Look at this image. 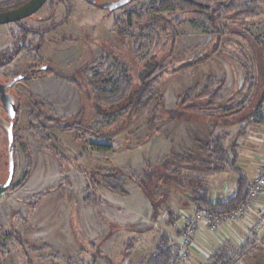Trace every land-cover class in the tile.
Returning a JSON list of instances; mask_svg holds the SVG:
<instances>
[{
	"label": "rangeland",
	"instance_id": "obj_1",
	"mask_svg": "<svg viewBox=\"0 0 264 264\" xmlns=\"http://www.w3.org/2000/svg\"><path fill=\"white\" fill-rule=\"evenodd\" d=\"M67 1L69 4L48 0L37 14L0 26V64L18 51L13 62L0 69V86L24 77L7 91L18 109L14 120L8 119L0 101V185L9 176L11 150L2 123L14 124L15 165L11 187L0 196V264H147L163 235L178 245L180 257L174 264H264V228L252 235L233 223H226L215 235L199 229L195 241L202 245L203 255L192 257L191 247L182 245V232H178L196 212L180 189L179 193L167 186L155 190L162 197L172 195L157 197L156 219L152 218L150 200L133 182L128 183L126 197L92 186L91 193L111 205L100 213L82 202L87 170L117 166L142 175L147 162L153 168L165 166L164 157L172 150L189 153L197 161L191 160L186 177L192 172L206 177L210 196L216 194V201L235 194L238 177L231 171L210 172L205 151L207 119L212 120L208 114L191 120L164 119L151 129L150 108L117 134L93 133L101 128L109 131L107 121L94 112L88 99V91L94 93V82L99 87L102 78L113 80L140 72L148 62L171 71L213 50L217 41L212 29L183 14L165 16L153 24L134 20V26L130 25L125 14L154 0H132L115 11L108 6L118 0ZM181 20L182 25L178 24ZM223 24L226 34L214 56L198 66L166 75L158 90L165 107L175 109L179 97L201 88L211 76L217 83L226 78L224 99L244 88L246 107L227 122L218 119L217 124L220 130L230 132L227 148L237 140L238 166L251 184L264 170V125L254 122L243 129L246 121L241 119L254 114L262 100L264 114V3L254 17ZM19 45H23L21 50ZM38 107L44 112L46 145L60 158L44 151L36 138L33 116ZM77 123L84 132L82 140L80 131L66 128ZM100 145L110 149L103 152ZM27 171L28 180L15 189ZM262 199L264 202V196ZM167 208L181 217L173 228L166 225ZM200 230L205 231L200 235ZM16 232L26 245L15 241ZM130 240L135 242L132 251L125 249ZM217 240L222 243L218 245Z\"/></svg>",
	"mask_w": 264,
	"mask_h": 264
},
{
	"label": "trees",
	"instance_id": "obj_2",
	"mask_svg": "<svg viewBox=\"0 0 264 264\" xmlns=\"http://www.w3.org/2000/svg\"><path fill=\"white\" fill-rule=\"evenodd\" d=\"M28 1L0 0V12L16 9ZM65 2L69 4L67 0ZM262 3H264V0H154L145 8L131 9L125 15H127L129 24L133 26L135 24L134 20L137 24H153L156 20L163 19L162 17L165 16L177 17L178 14L193 16L194 20H200L202 24L212 29L217 43L213 46L211 52L203 53L179 67H174L171 71H169V68L162 67L158 63L148 62L140 72L124 74L113 80L102 78L100 80L101 86L98 87V82H94L96 84L94 86V93H89L88 91V99L93 104L94 112L107 121L106 128L109 131H105L103 128L93 130V133L99 134V136H106V132L113 135L125 130L150 108L152 110L148 122L151 129H154L155 125L164 119L191 120L201 117L203 114H208L212 118V120L206 118L209 127V141L205 145V151L209 154V169L211 173L231 171L238 177L234 196L218 203L212 202L209 189L206 186V177L194 175V172L190 173L189 178L186 177L189 174L188 169L190 168L191 160L197 161L191 155L179 154L172 150L164 157L165 166L161 164V167L153 168L147 162L144 164L142 175L117 166L107 167L106 170H87L84 175L87 186L83 191L82 198L85 205L93 207L99 213L102 212V208L109 205V203L100 195H96L95 192L94 194L91 193L92 186L105 188L115 195L126 197L129 194L127 190L129 182L135 183L150 200L153 208V219H156L159 215L157 197L164 199L172 196L162 197L155 193V190H158L162 186H167L176 193L179 189L184 191L188 195L195 212L206 210L215 214H226L236 210L244 203L251 184L238 166L239 155L237 145L239 144L237 140H234L231 147L227 148L226 143L230 137V132L220 130L221 126L217 124L218 119H224L227 122V119L243 111L246 107L247 97H243L244 88L234 92L228 99H224L223 93L226 87V78H221L217 83L216 78L211 76L201 88L191 89L184 93L182 97H179L178 106L175 109H167L163 95L158 90V84L166 75H175L185 69L209 61L217 52L221 38L226 34V25H222V23L229 20H248L257 14L259 6ZM106 8L104 7L105 10H107ZM183 23L184 20L178 22L181 25ZM261 40L264 43V35ZM18 49H22L20 45ZM17 53L18 51L13 53L8 60L3 59L0 69L12 63L18 55ZM246 76V80H248V75ZM246 84L247 82L245 81ZM262 103L263 100L259 103L254 114L241 119V122L246 121L243 129L254 122L264 125V114L261 113ZM38 110V113L33 116V120H35L34 124L36 125V127H33V130L36 133V138L44 151L50 152L60 158L58 153L46 145L48 137H45L46 129L42 123L44 112L41 111L43 110L42 108ZM48 121L51 124L54 122L52 119H48ZM66 128L68 131H80L79 139L82 140L84 132L78 123L73 125L68 124ZM99 147L103 152H107L110 149L106 145H100ZM169 164L171 165L170 167H168ZM29 175L30 172L27 171L23 182L17 185L15 189L20 188L28 180ZM180 219L179 215L175 214L170 208H167L166 225L168 227L173 228L177 226ZM181 232L183 233L181 230L178 234ZM16 234L18 237L15 241L21 246L26 245L27 242L22 238L21 234L18 232ZM251 243L254 244L255 241ZM134 245L135 242L130 240L125 249L132 251ZM177 249L178 245L170 237L163 235L156 246L155 255L147 264H174L178 256ZM128 251H125L126 254H128ZM242 254L243 252L240 253V257ZM68 262L72 264V262Z\"/></svg>",
	"mask_w": 264,
	"mask_h": 264
},
{
	"label": "built area",
	"instance_id": "obj_3",
	"mask_svg": "<svg viewBox=\"0 0 264 264\" xmlns=\"http://www.w3.org/2000/svg\"><path fill=\"white\" fill-rule=\"evenodd\" d=\"M264 170L253 180L244 203L226 214H215L202 210L190 217L183 229L182 245H194L198 230L204 227L215 235L226 223H233L245 233L258 235L264 228ZM182 248V246H181ZM180 257V254H178Z\"/></svg>",
	"mask_w": 264,
	"mask_h": 264
},
{
	"label": "water",
	"instance_id": "obj_4",
	"mask_svg": "<svg viewBox=\"0 0 264 264\" xmlns=\"http://www.w3.org/2000/svg\"><path fill=\"white\" fill-rule=\"evenodd\" d=\"M132 0H118L111 5H109L110 11H115L124 6H127ZM48 2V0H29L24 5L5 12H0V26L15 24L21 22L35 14H37ZM23 76L16 77L7 85L0 86V101L4 110L7 112V117L10 120H14L17 114V106L12 95L8 94L7 91L16 83H19L23 80ZM6 131L8 134L10 152H9V176L4 185H0V196H2L10 187L15 171L14 165V153H13V143H14V135H13V123L11 125L6 126Z\"/></svg>",
	"mask_w": 264,
	"mask_h": 264
},
{
	"label": "crops",
	"instance_id": "obj_5",
	"mask_svg": "<svg viewBox=\"0 0 264 264\" xmlns=\"http://www.w3.org/2000/svg\"><path fill=\"white\" fill-rule=\"evenodd\" d=\"M208 134H209V127H208ZM208 141H209V139H208ZM208 143V142H207ZM187 154H189V153H187ZM207 159H208V161H209V154H207ZM235 192H236V185H235ZM234 195H232L231 197H233ZM231 197H229V198H231ZM228 198V199H229ZM210 199H211V201L212 202H214V203H218L219 201H216L217 200V195L215 194V195H212V196H210ZM227 200V199H226ZM83 202V201H82ZM109 205H110V202H109ZM111 206V205H110ZM194 212H195V210H194ZM202 228H204V227H202ZM205 230H200L199 232H200V235L204 232ZM220 236V235H219ZM198 237H200V236H198ZM211 237H213L214 238V236H211ZM221 237V236H220ZM201 238V237H200ZM216 238V237H215ZM209 241H210V239H208ZM202 242H206V241H202ZM201 242V243H202ZM211 242H214V241H211ZM217 242H218V245L219 244H221L222 242L221 241H218L217 240ZM202 245L199 243V242H197V241H195V243H194V245L193 246H191V248L189 249L190 251L189 252H191L190 254L192 255V257H195L196 255L197 256H200L199 254H201L202 253ZM202 255H203V253H202Z\"/></svg>",
	"mask_w": 264,
	"mask_h": 264
},
{
	"label": "flooded vegetation",
	"instance_id": "obj_6",
	"mask_svg": "<svg viewBox=\"0 0 264 264\" xmlns=\"http://www.w3.org/2000/svg\"><path fill=\"white\" fill-rule=\"evenodd\" d=\"M108 8H109V6H108ZM21 22H22V21H21ZM18 23H20V22H18ZM21 47H22V45H20V48H21ZM16 57H17V56H16ZM16 57H15V58H16ZM13 79H14V78H13ZM13 79H12V80H13ZM12 80H11V81H12ZM11 81H10V82H11ZM8 83H9V82H8ZM8 83H7V84H8ZM7 84H6V85H7ZM1 86H2V85H1ZM13 86H14V85H13ZM13 86H12V87H13ZM12 87H11V88H12ZM9 89H10V88H9ZM9 89H8V90H9ZM2 107H3V106H2ZM3 110H4V108H3ZM4 111H5V110H4ZM6 113H7V112H6ZM17 113H18V109H17ZM16 115H17V114H16ZM13 125H14V124H13ZM2 126H3L4 129H6V124H5V123H2ZM13 144H14V143H13ZM8 170H9V169H8Z\"/></svg>",
	"mask_w": 264,
	"mask_h": 264
}]
</instances>
